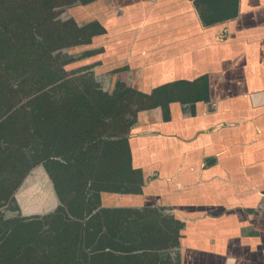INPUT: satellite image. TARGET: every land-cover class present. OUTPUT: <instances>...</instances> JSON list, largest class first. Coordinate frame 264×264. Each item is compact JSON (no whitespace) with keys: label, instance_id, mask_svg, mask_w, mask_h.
I'll return each mask as SVG.
<instances>
[{"label":"trees","instance_id":"16d2710c","mask_svg":"<svg viewBox=\"0 0 264 264\" xmlns=\"http://www.w3.org/2000/svg\"><path fill=\"white\" fill-rule=\"evenodd\" d=\"M97 0H0V264H182L185 223L165 207H105L103 193L142 194L129 137L140 112L210 100L207 75L143 92H104L93 73L69 71L64 49L106 32L79 26L57 5ZM205 25L239 15L240 0H202ZM92 53L87 51L85 56ZM73 72V73H72ZM81 72V73H77ZM43 165L60 200L44 215L7 217L15 192Z\"/></svg>","mask_w":264,"mask_h":264},{"label":"crops","instance_id":"0c3cea01","mask_svg":"<svg viewBox=\"0 0 264 264\" xmlns=\"http://www.w3.org/2000/svg\"><path fill=\"white\" fill-rule=\"evenodd\" d=\"M109 2L96 16L109 31L131 33L125 60L136 47L138 90L207 75L210 100L195 114L173 102L168 120L161 107L141 112L129 143L143 193H103V206L167 208L185 223L183 264H264V209H239L264 207V0H240L237 17L212 25L195 0ZM251 227L260 235H243Z\"/></svg>","mask_w":264,"mask_h":264},{"label":"rangeland","instance_id":"374dc122","mask_svg":"<svg viewBox=\"0 0 264 264\" xmlns=\"http://www.w3.org/2000/svg\"><path fill=\"white\" fill-rule=\"evenodd\" d=\"M108 4L110 5L109 0H97L93 3H89L86 5H83L82 3L77 1L73 4H59L57 5L56 10L60 11V19L68 20L70 18H73L79 26H84L90 22L98 21L97 17L99 15L96 16L97 13H100L101 17H105V11L107 10L106 7L108 6ZM194 4L196 8H193V10H197L196 12L199 13L200 16L202 13L207 11L208 7L206 3L202 0H195ZM139 11V9L132 10V8H128L126 12H131V14H133L134 12L139 13ZM158 17L159 16L157 15V18ZM127 23L133 25L132 19L127 18ZM125 32L126 31H109L106 29L105 33L93 37L91 43L89 44H82L64 49V53L67 52L79 58V60L68 65L66 67L67 70H69L70 72L86 71L93 73L96 80L100 83L101 89L104 92L112 93L114 90L118 88H123L125 86H132L136 89L142 87L144 80H133V76L132 74H130L132 68L138 65L137 61L141 57L136 51V47H134V49L130 51L132 56V63L125 60V58L128 57L127 53H129V50L127 48L128 43L132 42V36L128 38L131 33ZM146 50H148L147 55L149 57L153 56V52L151 51V49L147 48ZM87 51L91 52L92 54H89V56H85V52ZM149 83L151 84L152 82ZM15 198L19 209L12 210L9 207L3 209L7 217L18 215H44L55 210L60 204V200L55 192L53 182L49 174L47 173L46 168L43 165L35 167L27 175L23 183L16 190ZM239 209H241L243 215H246L247 213H251L253 215H260L264 207H243ZM250 229H252L251 232L248 231L247 228L241 229V232L243 233V235L247 233H251L253 236L260 235V232L254 229V227H251ZM177 251L180 254L181 263H184L183 259L181 258L182 256L180 253V249L172 251L173 259L176 260ZM192 259L193 255L191 256V260ZM195 260H197V258H195ZM199 262H203V260Z\"/></svg>","mask_w":264,"mask_h":264},{"label":"water","instance_id":"95a60500","mask_svg":"<svg viewBox=\"0 0 264 264\" xmlns=\"http://www.w3.org/2000/svg\"><path fill=\"white\" fill-rule=\"evenodd\" d=\"M99 22H101L100 20H99ZM102 23V22H101Z\"/></svg>","mask_w":264,"mask_h":264},{"label":"flooded vegetation","instance_id":"af4514ba","mask_svg":"<svg viewBox=\"0 0 264 264\" xmlns=\"http://www.w3.org/2000/svg\"><path fill=\"white\" fill-rule=\"evenodd\" d=\"M170 115H171V113H170ZM183 264V263H182Z\"/></svg>","mask_w":264,"mask_h":264},{"label":"bare ground","instance_id":"6f19581e","mask_svg":"<svg viewBox=\"0 0 264 264\" xmlns=\"http://www.w3.org/2000/svg\"><path fill=\"white\" fill-rule=\"evenodd\" d=\"M249 5V4H248Z\"/></svg>","mask_w":264,"mask_h":264}]
</instances>
